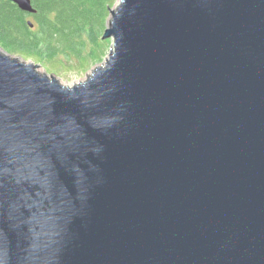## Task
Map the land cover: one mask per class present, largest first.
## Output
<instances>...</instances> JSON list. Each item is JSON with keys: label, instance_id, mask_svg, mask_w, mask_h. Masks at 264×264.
Masks as SVG:
<instances>
[{"label": "water", "instance_id": "95a60500", "mask_svg": "<svg viewBox=\"0 0 264 264\" xmlns=\"http://www.w3.org/2000/svg\"><path fill=\"white\" fill-rule=\"evenodd\" d=\"M104 39L71 87L0 49V264H264V0H119Z\"/></svg>", "mask_w": 264, "mask_h": 264}, {"label": "trees", "instance_id": "16d2710c", "mask_svg": "<svg viewBox=\"0 0 264 264\" xmlns=\"http://www.w3.org/2000/svg\"><path fill=\"white\" fill-rule=\"evenodd\" d=\"M30 1L34 14L22 12L9 0H0L2 51L40 64L59 56L101 61V32L115 0Z\"/></svg>", "mask_w": 264, "mask_h": 264}, {"label": "rangeland", "instance_id": "374dc122", "mask_svg": "<svg viewBox=\"0 0 264 264\" xmlns=\"http://www.w3.org/2000/svg\"><path fill=\"white\" fill-rule=\"evenodd\" d=\"M118 4L119 0H115L112 9H115ZM109 18L107 19L105 27L101 32L100 39L103 42V46L101 53L98 55L101 56L100 62H91L84 59L78 60L77 58L68 60L63 56H59L58 58L52 60H46L43 64L35 62L31 59H25V61L29 63L32 62L33 64L39 66V72L47 74L49 76H54L62 85H65L67 87H71L72 85H76L86 81V79L91 76L93 70L105 61L109 54V51L112 50V40H102L104 31L106 30L107 24L109 23ZM12 56L19 57L16 55Z\"/></svg>", "mask_w": 264, "mask_h": 264}]
</instances>
